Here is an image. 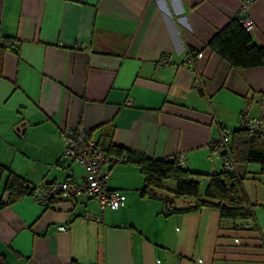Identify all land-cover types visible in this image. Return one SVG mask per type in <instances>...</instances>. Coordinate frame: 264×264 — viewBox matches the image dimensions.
<instances>
[{"label": "crops", "instance_id": "crops-1", "mask_svg": "<svg viewBox=\"0 0 264 264\" xmlns=\"http://www.w3.org/2000/svg\"><path fill=\"white\" fill-rule=\"evenodd\" d=\"M243 1L0 0V48L6 38L15 42L0 49V142L14 131L29 136L33 161L43 167L18 175L28 185L81 183V167L62 158L60 131L82 126L103 148L180 159L203 175L205 189L221 170L222 151L212 149L220 132L239 130L246 106L250 117L264 113V66L233 68L208 47ZM251 1V31L264 47V0ZM163 56L170 62L157 69ZM5 154L0 146V164ZM236 174L256 205L253 228L211 207L166 217L161 200L141 196L140 168L125 162L112 166L108 183L124 198L119 210L102 211L86 195L47 207L27 196L1 209L0 262L264 264V174L258 163L242 161Z\"/></svg>", "mask_w": 264, "mask_h": 264}, {"label": "trees", "instance_id": "trees-1", "mask_svg": "<svg viewBox=\"0 0 264 264\" xmlns=\"http://www.w3.org/2000/svg\"><path fill=\"white\" fill-rule=\"evenodd\" d=\"M14 43L13 40L6 38L0 49H13ZM208 47L233 68L264 66V47L256 42L252 31L242 25L239 17L231 19L219 29L210 39ZM259 103L264 111V92L260 94ZM261 118L264 119V113ZM230 134L229 148L235 163V171L227 172L221 166L220 171L209 175L210 179L203 192L198 180L203 175L184 168L177 158H149L116 146L104 149L117 156L126 152L127 163L138 166L144 176L141 196L161 200L164 203L163 214L166 217L211 207L218 209L222 218L243 226L246 222L254 220L256 205H252L246 196L241 178L236 174V162L258 163L260 172L264 174V132L251 134L240 128ZM221 153L223 162L224 152ZM170 180L176 183L175 189L166 186V182ZM33 186L35 185H28L24 177L0 164V210L21 198L32 197ZM4 194L8 195L7 201L3 199ZM176 200L182 201L184 206H175ZM0 264H6V261L2 259Z\"/></svg>", "mask_w": 264, "mask_h": 264}, {"label": "built area", "instance_id": "built-area-1", "mask_svg": "<svg viewBox=\"0 0 264 264\" xmlns=\"http://www.w3.org/2000/svg\"><path fill=\"white\" fill-rule=\"evenodd\" d=\"M251 0H244L242 8L238 15L240 22L247 30H252L255 26L254 20L247 15V10ZM203 56L202 52L195 53L186 59L188 66H194L198 59ZM170 62L168 56H163L156 63V68L160 69ZM130 104V102L128 103ZM249 108L246 106L240 114V127L245 131L255 134L264 132V119L253 118L248 114ZM60 137L64 143L62 158L76 162L83 170L81 183H74L67 180L56 181L52 183L37 184L32 187V197L35 201L47 207L56 198L72 199L77 196L86 195L99 204L102 211L107 207L113 210H119L124 207L125 201L122 194L109 188L108 183L111 179L112 166L127 162L126 152L120 156L112 155L107 152L92 137L91 130L82 127H65L60 131ZM231 143V134L228 130L223 129L219 138L212 144V149L220 148L224 152L222 169L227 172L235 171V163L232 158L229 144ZM181 165L183 161L179 159ZM98 222H102V216L91 217ZM254 221L246 222L243 227L246 229L253 228ZM59 230L67 231V226H60Z\"/></svg>", "mask_w": 264, "mask_h": 264}, {"label": "rangeland", "instance_id": "rangeland-1", "mask_svg": "<svg viewBox=\"0 0 264 264\" xmlns=\"http://www.w3.org/2000/svg\"><path fill=\"white\" fill-rule=\"evenodd\" d=\"M12 133L13 134L4 135L2 141L0 142L1 149H6L4 158L5 162L3 161L2 164L16 174H18L17 172H26V170H28L30 174H34L38 171H43V167L41 166L42 164H40V162L38 161H33L32 157L36 154L34 153L33 149L36 142H34L32 138L29 142H27L29 136H22L15 131ZM28 157L32 158V160L30 161ZM28 172L24 174H27L29 176ZM198 180L201 184V192H203L205 181L201 178H199ZM182 203V201L176 200V205H181Z\"/></svg>", "mask_w": 264, "mask_h": 264}]
</instances>
